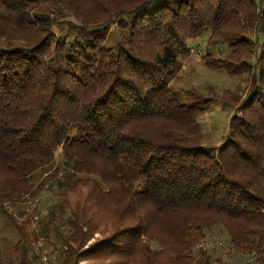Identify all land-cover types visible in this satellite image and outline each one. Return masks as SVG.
I'll return each instance as SVG.
<instances>
[{"label":"trees","instance_id":"obj_1","mask_svg":"<svg viewBox=\"0 0 264 264\" xmlns=\"http://www.w3.org/2000/svg\"><path fill=\"white\" fill-rule=\"evenodd\" d=\"M207 31L203 64L245 87L186 105L171 84ZM214 102L233 114L210 148ZM52 182L39 228L9 210ZM0 212V264H264V0H0Z\"/></svg>","mask_w":264,"mask_h":264},{"label":"rangeland","instance_id":"obj_2","mask_svg":"<svg viewBox=\"0 0 264 264\" xmlns=\"http://www.w3.org/2000/svg\"><path fill=\"white\" fill-rule=\"evenodd\" d=\"M114 28L115 27L113 26L111 30ZM209 35L210 32L207 31L201 38L190 42V47L194 50V53L183 61L182 72L179 73L171 84L172 93L179 101L186 105H191L195 102V98L189 97L187 94V91L191 88L196 89L197 92L202 95L209 96L210 93L221 94L225 90H233L241 83L239 79L231 78L225 71L212 70L203 64L198 55L200 54L199 52L204 54L205 50H207L206 46ZM117 40L118 38L116 35L111 33L107 46L114 47ZM224 46L225 48L222 49V51H224L223 54H226L229 50L226 45ZM242 84L243 86H241ZM240 86L244 88L245 83H241ZM244 90L246 92V88ZM232 114V109L223 108L219 103L214 102L207 110L198 115V122L201 125L204 134V146L214 148L224 142V138L229 132ZM52 165L53 172L56 169L65 168V164L62 161L61 150H58L56 153L55 161ZM49 168L50 167L48 166L44 167L42 170H37L32 181L35 184L42 183L46 178V175L50 174L52 171L47 172V169ZM57 191V186L53 185V182L51 184L47 183L35 198H29L28 196V200L23 203L18 210H14L13 208L9 210L12 211V213H17L19 210L25 208V210L30 211L33 214L34 220L32 222V227L35 229L36 226H38L39 228L38 222L46 215L49 206L53 204ZM18 238V231L8 223L5 215L0 212V248L5 252H8V250L12 249ZM207 240L206 248H213L214 246L221 244L224 246L227 245L225 242V233H221L219 229L211 230ZM213 257L228 261L225 259L224 251L219 248L214 251ZM236 258L239 259L240 256L236 255ZM43 264H50V261L45 257L43 258Z\"/></svg>","mask_w":264,"mask_h":264}]
</instances>
